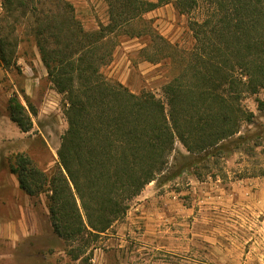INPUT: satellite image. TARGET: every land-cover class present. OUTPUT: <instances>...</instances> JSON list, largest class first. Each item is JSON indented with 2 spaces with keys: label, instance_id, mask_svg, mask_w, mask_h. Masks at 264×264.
I'll return each mask as SVG.
<instances>
[{
  "label": "trees",
  "instance_id": "trees-1",
  "mask_svg": "<svg viewBox=\"0 0 264 264\" xmlns=\"http://www.w3.org/2000/svg\"><path fill=\"white\" fill-rule=\"evenodd\" d=\"M105 1L108 24L88 32L68 0H1L0 64L9 70L18 63L17 44L6 33L8 19H32L36 45L49 80L63 96L68 122L51 176L25 153L16 156L11 171L26 194L47 192L53 230L66 241L105 233L161 174L199 178L210 162L239 149L246 141L242 123L254 119L242 99L264 88V0ZM168 2L190 16L196 45L183 72L165 84L164 102L149 91H130L101 68L112 60L113 33L136 22L143 24L129 30L133 36L151 34L176 49L144 18ZM201 5L204 17L198 19ZM188 70L192 82L186 80ZM257 103L264 111V100ZM9 115L24 132L31 130L32 118L17 98L10 101Z\"/></svg>",
  "mask_w": 264,
  "mask_h": 264
},
{
  "label": "rangeland",
  "instance_id": "rangeland-1",
  "mask_svg": "<svg viewBox=\"0 0 264 264\" xmlns=\"http://www.w3.org/2000/svg\"><path fill=\"white\" fill-rule=\"evenodd\" d=\"M68 1L86 31L108 24L105 0ZM204 10L205 5L196 10L198 19ZM144 18L176 49L166 48L151 34L133 36L129 30L143 24L136 22L113 33L108 46L113 47L112 60L101 71L134 93L149 91L166 102L165 84L183 72L196 45L190 16L168 2ZM6 23V33L17 44L18 63L9 70L0 64V223L10 221L20 206H33L43 225L31 241L41 250L37 264H264V111L257 103L264 100V88L242 99L254 119L242 123L246 141L239 149L210 162L199 178L195 173L174 178L161 174L129 202L127 213L105 233L66 241L53 230L47 192L26 194L11 171L20 153L30 156L48 176L58 169V150L68 129L63 96L49 80L31 30L33 20L9 18ZM186 76L193 81L191 70ZM12 98L31 116L30 131L24 132L10 118ZM256 135L261 139L257 141ZM259 142L262 145L256 146ZM177 147L183 150L180 144ZM206 172L217 176H205ZM14 249L9 239L0 238V264L26 263L11 255Z\"/></svg>",
  "mask_w": 264,
  "mask_h": 264
},
{
  "label": "crops",
  "instance_id": "crops-1",
  "mask_svg": "<svg viewBox=\"0 0 264 264\" xmlns=\"http://www.w3.org/2000/svg\"><path fill=\"white\" fill-rule=\"evenodd\" d=\"M42 230V219L39 213L34 210L31 204H28L20 206L10 221L0 223V238L9 239L14 244L15 249L12 256L16 255L18 258L21 256L27 264H37V255L41 254V250L39 251L36 246L32 245L31 241ZM24 242L25 244L21 245Z\"/></svg>",
  "mask_w": 264,
  "mask_h": 264
}]
</instances>
